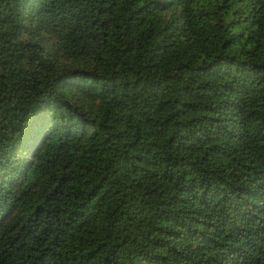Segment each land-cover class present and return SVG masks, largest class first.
Segmentation results:
<instances>
[{
	"label": "trees",
	"instance_id": "trees-1",
	"mask_svg": "<svg viewBox=\"0 0 264 264\" xmlns=\"http://www.w3.org/2000/svg\"><path fill=\"white\" fill-rule=\"evenodd\" d=\"M0 264H264V0H0Z\"/></svg>",
	"mask_w": 264,
	"mask_h": 264
}]
</instances>
